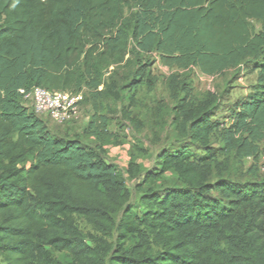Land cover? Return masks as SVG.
I'll list each match as a JSON object with an SVG mask.
<instances>
[{"label":"trees","instance_id":"obj_1","mask_svg":"<svg viewBox=\"0 0 264 264\" xmlns=\"http://www.w3.org/2000/svg\"><path fill=\"white\" fill-rule=\"evenodd\" d=\"M153 55L206 75L255 58L256 83L220 131L238 159L264 149V0H0V264H264V179H211L210 101L185 93L172 109L201 153L162 150L144 173L106 158L113 135L95 100L151 88ZM35 86L91 98L82 136L93 143L56 135L24 105ZM167 173L177 183L158 184Z\"/></svg>","mask_w":264,"mask_h":264},{"label":"rangeland","instance_id":"obj_2","mask_svg":"<svg viewBox=\"0 0 264 264\" xmlns=\"http://www.w3.org/2000/svg\"><path fill=\"white\" fill-rule=\"evenodd\" d=\"M253 31H259L261 24L251 22ZM151 71L155 78L154 85L147 88L142 85L134 92L127 87L122 89L119 101L109 98H99L95 104L99 106V113L108 118V129L113 137L104 146L106 158L113 162L118 171L124 172L128 160L136 162L141 172L153 167L157 154L162 150H176L189 147L201 153L200 149L191 145L188 138L182 137L175 128L172 109L177 98H183L188 93L190 104L210 101L211 119L219 123L210 138V146L217 151L216 163L212 167L211 179L222 175L235 181L243 182L254 179H264V149L260 146L256 157L238 159L233 152L223 148L221 141L222 127L230 124L236 105L244 99L256 83V70L253 68L255 58L244 61L240 66L225 70L219 74L206 75L197 68L179 69L167 67L153 55ZM107 75V74H106ZM125 73L118 70L117 81L125 83ZM134 96V105L129 108L133 122L124 118L122 109L127 106L129 96ZM92 99L88 96L79 104L75 118L63 124L51 121L43 116L49 129L60 136H82V129L92 113ZM29 106V101L24 102ZM83 142L92 144L93 140L84 138ZM130 187V203L139 206L138 199L141 191L134 187V182L125 178ZM177 183L173 174H165L158 184L168 185ZM80 230L93 233L91 227L82 219L76 218Z\"/></svg>","mask_w":264,"mask_h":264},{"label":"built area","instance_id":"obj_3","mask_svg":"<svg viewBox=\"0 0 264 264\" xmlns=\"http://www.w3.org/2000/svg\"><path fill=\"white\" fill-rule=\"evenodd\" d=\"M24 99L29 101L35 113L48 116L51 121L57 124H63L77 116L78 106L83 100V93L49 91L35 86L24 93Z\"/></svg>","mask_w":264,"mask_h":264}]
</instances>
